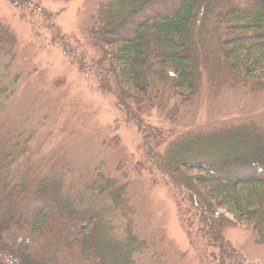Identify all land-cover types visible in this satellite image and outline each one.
Returning <instances> with one entry per match:
<instances>
[{
    "label": "trees",
    "instance_id": "1",
    "mask_svg": "<svg viewBox=\"0 0 264 264\" xmlns=\"http://www.w3.org/2000/svg\"><path fill=\"white\" fill-rule=\"evenodd\" d=\"M95 18L87 36L103 56L96 61L100 90L113 91L139 119L146 160L185 194L187 207L178 208L183 227L217 248L222 260L231 248L223 236L228 225L250 227L264 244V124L170 138L154 128L149 138L141 118L168 95L171 103L195 101L205 81L264 93V0H111ZM128 24L131 37L122 39L114 31ZM108 34L112 40L102 41ZM16 43L0 22V51L10 55ZM208 51L226 61L224 73L214 71L218 60L204 64ZM6 90L0 76V94ZM7 137L0 136V264H138L136 254L147 247L134 230L127 171L117 177L100 171L76 194L72 169L27 167V141Z\"/></svg>",
    "mask_w": 264,
    "mask_h": 264
},
{
    "label": "rangeland",
    "instance_id": "2",
    "mask_svg": "<svg viewBox=\"0 0 264 264\" xmlns=\"http://www.w3.org/2000/svg\"><path fill=\"white\" fill-rule=\"evenodd\" d=\"M110 1L26 0L15 6L0 0V22L17 39L10 55L0 51V76L7 89L0 94V136L13 137L20 145L27 141V167L72 169L76 194L100 171L112 177L127 171L134 230L147 247L136 254L138 264H264V244L257 242L248 226L231 224L223 229L231 247L223 260L217 248L183 227L178 208L187 207L185 194L146 160L139 119L129 116L113 91L100 90L96 61L101 51L89 43L87 32L99 9ZM132 24L114 32L128 39ZM59 32L62 36L55 39ZM110 35L102 41H111ZM204 55V64L218 60L212 65L214 71L225 72L226 61L215 51H208L210 57ZM81 57L86 72L79 69ZM171 99L165 96L157 109L140 113L149 138L156 130L170 138L173 133L212 131L232 124H264V93L253 95L244 87L214 88L205 81L195 101L181 104ZM159 146L162 152L166 143Z\"/></svg>",
    "mask_w": 264,
    "mask_h": 264
}]
</instances>
